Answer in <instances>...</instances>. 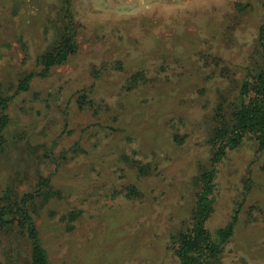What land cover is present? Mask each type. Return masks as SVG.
I'll return each mask as SVG.
<instances>
[{
    "label": "rangeland",
    "instance_id": "obj_1",
    "mask_svg": "<svg viewBox=\"0 0 264 264\" xmlns=\"http://www.w3.org/2000/svg\"><path fill=\"white\" fill-rule=\"evenodd\" d=\"M70 6L75 52L22 90L67 20L62 0H0V208L32 196L48 264H178L215 113L260 64L264 0ZM215 185L207 228L237 220L209 264H264V150L229 151ZM30 262L17 222L0 225V264Z\"/></svg>",
    "mask_w": 264,
    "mask_h": 264
},
{
    "label": "trees",
    "instance_id": "obj_2",
    "mask_svg": "<svg viewBox=\"0 0 264 264\" xmlns=\"http://www.w3.org/2000/svg\"><path fill=\"white\" fill-rule=\"evenodd\" d=\"M71 2L72 0H62V15L67 21L61 26L54 46L40 56V70L20 81L22 90L28 87L32 77L47 76L52 68L64 63L75 52V25L69 16ZM258 46L260 64L255 71H250L248 78L243 81L239 103H232L227 108L221 105L215 113V123L208 140L213 147L211 166L198 177L200 189L196 194L189 226L173 240L172 249L178 264H209L210 261H216L222 247L234 232L236 214L223 228L216 231H210L207 222L214 211L215 179L220 161L245 140L252 139L264 150V23L259 28ZM39 193L47 194L40 189ZM32 204V196L26 195L11 205L1 207L0 225L17 222L30 243V264H48L47 254L41 245L31 215Z\"/></svg>",
    "mask_w": 264,
    "mask_h": 264
}]
</instances>
